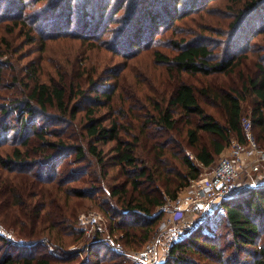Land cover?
Wrapping results in <instances>:
<instances>
[{
  "label": "trees",
  "instance_id": "1",
  "mask_svg": "<svg viewBox=\"0 0 264 264\" xmlns=\"http://www.w3.org/2000/svg\"><path fill=\"white\" fill-rule=\"evenodd\" d=\"M210 1L0 0V21L7 33L27 29L23 33L30 43L73 37L130 59L155 47L165 30ZM228 7L231 21L225 34L218 36L226 39L222 55L202 35L188 39L172 33L169 44L175 53L155 50L153 60L176 76H227L240 71L242 61L257 48L255 38L264 34V0H230ZM4 40L0 39V87L8 85L10 72L5 67H12L10 60L3 59L8 49ZM259 49L254 73L239 72L237 84L196 87L179 78L167 94L156 95L154 88H148L144 99L136 100L131 88L123 90L117 72H109V78L96 76L88 89L71 88L61 75L59 80H42L40 64L30 63L25 71L31 82L25 92L19 89L11 96L0 91V147H10L0 155V225L15 228L26 238L14 244L0 235V264H74L70 261L81 250H67L64 245L71 237H83L75 216L94 202H102L101 210L123 235L124 245L143 244L160 219L155 209L166 198L176 200L200 176L202 167L217 161L232 138L245 142L242 120L249 97H254L255 139L264 147V44ZM19 82L22 79L14 74L12 85ZM140 100L146 101L142 117L134 112ZM201 100L216 106L218 113ZM101 107H117L125 122L114 116L105 125ZM80 111L87 145L63 136L50 140L58 136L54 130L72 126ZM110 142L107 151L100 146ZM114 168L122 172V182L111 181L109 169ZM77 182L83 183L72 185ZM28 184L37 189L34 194ZM48 190H55L61 203L74 206L69 211L58 207L42 212L47 207L43 192ZM219 207L222 211L211 226L186 230L159 264H264V183L244 185L224 197ZM100 235L85 244L82 250L86 252L88 246V256L77 264H130L128 257L108 248L91 261L102 245ZM41 237L51 252L44 249Z\"/></svg>",
  "mask_w": 264,
  "mask_h": 264
},
{
  "label": "rangeland",
  "instance_id": "2",
  "mask_svg": "<svg viewBox=\"0 0 264 264\" xmlns=\"http://www.w3.org/2000/svg\"><path fill=\"white\" fill-rule=\"evenodd\" d=\"M229 4L230 0H213L206 3V5L197 12H191L190 14L174 23V26L172 28L165 30V32L161 34L162 37H164L162 38V40L158 41L155 44V47L139 51L138 55L130 59H125V57L113 53L108 48H105L104 45L93 46L88 44L89 42L81 41L73 37H60L44 40L43 44L41 43L42 41L38 39L35 43H30L29 39H27L28 35L25 36L23 33V30L25 31L27 29H23L21 31L17 29L7 33L3 29L5 22L0 21V39L2 37H5L4 42L5 44H8L7 53L3 57V59H6L8 61L10 60L9 62L12 64V67L10 68L5 67L6 72H10L9 75H6L8 85L0 87V91L5 93L6 95L9 94L11 96L12 94H15L19 89L25 92V90H27L26 84H29L31 82L29 78L26 77L28 75L25 70L32 62L40 64L38 76L42 80L49 81L51 78L59 80V76L61 75L62 82H64V84L68 86H72L71 88L80 86L82 89H88L90 87V82L95 79L96 76L109 78V72H117V74L121 77L120 82L123 90L125 89V87L131 88L133 90V94L131 95L133 96V100H136V98L140 99V97L144 99L143 95L144 93L148 92L146 91L148 88H154L156 95H165L169 92L172 84H175V82L179 78L187 79L196 87L205 85H207L208 87H214L217 86L218 83L222 84V86L237 84L234 81L236 79H239V72H241L243 76H249L254 73V71H251L255 68L254 62H256L257 56L260 52L259 46L261 44H264V34L258 35L255 38L254 46L255 48L257 46V48L242 61V65L240 66L241 69L239 68L240 71L235 70L233 74H228L227 76H224V74H214L207 77L203 75L189 76L186 74L176 76L167 71V68L164 64H159L153 60V51L155 50L170 54L175 53V50L169 44V36L172 33H174L176 38L184 37L188 39L199 37L202 35L203 38L206 39L207 42L214 47L215 52L222 55V53L224 52V48L226 47L224 43L226 39L222 37V41L221 37L218 36L219 34H225L227 24L231 21L232 17L230 16V13H228V11H230V8L228 7ZM124 11L125 9H122L121 13H123ZM157 36L160 37L159 34L154 35V37ZM14 74H17L22 79L23 83L19 82L16 83L15 86H13L12 76ZM137 77L140 79L139 83H137ZM110 82L112 83L113 79H110ZM239 84L240 83H238V85ZM8 86L12 87L9 88ZM129 102L130 101H126L125 104ZM208 102V100H201V103L204 104V106L206 105V108L208 110L212 109L215 110V113H218V108L216 106L215 108H212L210 104H207ZM142 104L144 108L142 107ZM145 104L146 101L140 100L139 104H135L134 112L142 117V114H144L146 110ZM245 104V118L243 117L242 120V127L244 131L248 124H245L243 122L246 120L252 122L251 109L255 105L254 97H249ZM99 112L103 117L106 118L104 122L105 125L110 124V120L114 116L118 118L119 122H125L123 119L119 118L120 115L117 113V107L111 110L101 107L99 109ZM133 122L136 123L135 120ZM72 123V126H62V129L58 128L54 130L53 133L58 132V136L49 137L50 140H54L55 137L63 136L65 138L68 137L75 142H83V144L87 145L89 139L87 136H85V118L83 117L82 111L76 113L74 119L72 120ZM248 133L249 136H247L245 132V142L243 143L245 145H249L251 142H254L259 149H264V147H260L257 144V141L255 139L254 126L252 125V123H250ZM232 141L237 142L238 140L232 138L231 142ZM111 145L112 142L100 146H102V148L107 151L109 150V146ZM9 149L10 147H0V155H5L6 151H8ZM230 151H232V146H230L229 144L219 155V158L221 157V155L229 154ZM31 155L37 156L39 154L32 152ZM216 162L217 161H215L211 166L202 167L201 174L198 178H203L204 175L213 168ZM109 174H112L113 176L111 177L112 182L123 181L122 172L116 171V168L109 169ZM90 176L88 175L87 178H91ZM1 178L2 176L0 175V180ZM248 180H251V178H249ZM252 180H254L255 182L264 181V164L261 165V171L259 173H253ZM82 183L83 182H77L72 183V185L80 186ZM27 188L29 191L33 192V194L37 190L31 187L29 184L27 185ZM187 188L188 186L181 190L177 197L183 207L187 205V203L185 202L188 193ZM43 193H46L45 202L47 203V207L42 211L44 213L48 210V208L56 210L58 207H62L65 210L69 211L71 207L74 206L73 202H70L68 205L66 203H61V199L58 198V193L55 190H48V192ZM51 197H53L54 199L52 200ZM35 200H37V197H35V199H31V202H34ZM40 204L41 202L39 203V207L41 206ZM175 204H178L176 200H170L169 198H166V202L162 206L166 205L167 210H161L162 206L155 209V212L160 211V213L158 214L160 215V219L157 222L155 229L149 239L140 246L136 243L134 244L135 246L130 247L124 245V242L122 240L123 235H121L120 232L111 227V218L106 216L100 208L102 202H94L88 205L86 204L85 207H81V209L75 216V219L77 218L76 227L84 232L83 237L75 240H72L75 237H71L69 238L68 242L70 240L72 241L70 243L67 242L64 245L67 250H81L80 255H78L77 257L79 258V261L76 258L74 261L70 262L77 264L78 262L84 261L87 258V254L89 252L88 246L86 252L82 250L85 248V244L94 241L95 239H97L96 235L101 234L99 243H101L102 245H100L96 252L91 255V261H94L96 258L102 256L106 248H108V250L110 251H114L109 248L105 240L106 238L111 237L118 248L116 250V253L118 252L117 254L121 253L124 256L128 257L130 264H134L135 252L142 253L146 251L149 245L154 242L156 235L159 233L160 225L162 224V222L168 220L170 217L172 218V213L170 212V210H168V208H172ZM214 212L215 213L210 214L207 219H204V223L199 224L196 227L202 226L203 224L205 228L211 226L216 214L219 213V210H216ZM94 218L95 221H93ZM196 219L197 218L195 217L194 213L190 208H188L185 212L184 218L180 220L182 221L181 225H185L188 226L187 228H191ZM180 221H178V223H180ZM0 230L2 232L0 233V235L6 237L14 244L23 243L26 239L13 227L3 228L0 225ZM39 239L40 243L44 246V249H49L48 251L51 252V247L46 242V239L43 237ZM169 250L160 249L158 251V254L161 257L160 262H162L168 256Z\"/></svg>",
  "mask_w": 264,
  "mask_h": 264
},
{
  "label": "built area",
  "instance_id": "3",
  "mask_svg": "<svg viewBox=\"0 0 264 264\" xmlns=\"http://www.w3.org/2000/svg\"><path fill=\"white\" fill-rule=\"evenodd\" d=\"M243 123L248 124L245 132L249 136L248 131L251 122L246 120ZM230 146H232V151L229 154L221 155L213 168L203 178L191 180L185 199L187 205L183 207L177 198L176 202L178 204H175L172 208H168L172 213V218L170 217V220L162 222L159 233L146 251L142 253L135 252L134 264H158L161 259L158 251L160 249L169 250L174 243L183 239L186 230L190 228L181 225L182 221L180 220L184 218L188 208L191 209L197 218L191 227L194 228L204 223V219H207L210 214L215 213L214 211H222L219 203L224 197L236 193L244 185L264 183V181L255 182L252 180L253 173H259L261 165L264 164V149H259L254 142L245 145L239 140L237 142H230ZM249 178L251 180H248ZM164 209L167 210L166 205L162 206L161 210ZM93 221H95V218ZM0 233H2L1 230ZM105 240L111 250L116 251L118 249L111 237Z\"/></svg>",
  "mask_w": 264,
  "mask_h": 264
}]
</instances>
